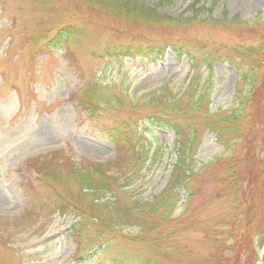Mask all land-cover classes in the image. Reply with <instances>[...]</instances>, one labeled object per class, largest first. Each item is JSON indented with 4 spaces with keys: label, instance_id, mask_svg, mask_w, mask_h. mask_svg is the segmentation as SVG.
<instances>
[{
    "label": "rangeland",
    "instance_id": "374dc122",
    "mask_svg": "<svg viewBox=\"0 0 264 264\" xmlns=\"http://www.w3.org/2000/svg\"><path fill=\"white\" fill-rule=\"evenodd\" d=\"M107 1L123 3L125 0ZM144 7L160 16L161 22L148 21V11ZM134 8L137 14L143 11L138 18L108 13L98 4L85 0H0V264H66L63 261L72 249L66 238L69 226L79 222L85 209L94 207L91 193L85 191L89 179L82 177V172L68 171L63 160L70 162L72 158L66 153L54 152L67 149L79 164H108L115 156V149L109 139L100 135L99 128L118 124L122 104L117 98L121 93L127 90L133 103L147 102L149 97L158 96L166 89L167 99L171 93L182 92L193 80L192 72L188 73V64L176 60L170 52L174 51L173 47L180 48L185 44L194 53L198 51H194L195 48L203 47L206 42L218 46L239 41L225 31H210L209 26L198 23L191 24L194 29L178 25L175 23L177 18L193 21V14L203 10L199 16L207 19L211 9L207 25H213V20L224 16L226 19L232 16L252 19L264 12V0H136L133 5H126V12L132 14ZM171 18L174 22L169 21ZM67 24L78 25L66 29L75 27L79 33L83 30L84 36L72 43H61L59 48L62 49L47 47L43 37L51 36ZM112 31L117 34L112 36L114 43L148 38L159 47H173H169L163 57L153 59L142 55L118 60L92 57L101 44L106 46L105 43L96 44L93 38L102 42ZM240 39L243 42L253 40L244 30ZM135 44L139 46V42ZM14 54L24 62L35 64L38 61L41 70L33 72L27 63L12 65ZM60 58L67 66L58 76L54 60L58 66L65 65ZM251 74L259 86L264 80V64L260 72L251 71ZM209 77L203 70L197 90L206 91ZM238 78L232 65L213 64L212 85L207 89L212 94V110L229 108ZM90 82H96L99 92L104 90L103 86L116 87L107 93L112 100L111 106H102L106 114L103 123L88 122L85 112L81 113L70 100L79 92L84 94L82 89ZM253 118L257 123L255 127L252 122L245 124L252 129L251 133L259 130L264 136V125L256 114ZM95 125L97 127L92 131ZM148 131L144 134L149 140L145 144L148 152L142 156L148 155L150 159L137 174L141 178L136 180L129 173L125 182L117 176L108 185L109 191L103 192L107 198L114 195L119 199H135L140 204L154 201L153 209H145L141 219L137 217L138 228L130 233L137 235L139 232L136 244L130 245V252L139 264H257L262 248L257 237L263 239L259 234L264 224V178L259 179L258 171H255L258 179L251 175L258 158L263 156H260V148L248 150L237 146L238 154L244 152V157L241 156L237 167L239 184L231 192L220 179L224 178L227 167L215 164L203 173L196 171L199 162H210L215 153L214 136L206 131L199 148L188 154V162H192L195 169L178 178V184L173 187L178 161L173 153L176 137L168 130L150 128ZM43 154H55L52 168L60 181L54 182L50 190L56 189L68 201H65L64 216L61 217H50L48 202L44 208L43 201L40 208L39 197L32 193L34 188L41 192L42 198L45 196L44 186L31 182L34 172L28 170L27 161ZM217 155L227 157L228 153L221 149ZM126 156L119 159L123 161ZM130 162L109 165L126 167ZM29 173L33 177L24 182L23 178ZM47 195H50L49 191ZM247 198L250 200L245 202ZM156 199L159 203L162 199L167 202L158 206ZM60 207L58 205L54 210ZM231 233L240 236L234 248L223 245ZM165 247L167 254L163 253ZM71 264L78 263L73 261Z\"/></svg>",
    "mask_w": 264,
    "mask_h": 264
},
{
    "label": "trees",
    "instance_id": "16d2710c",
    "mask_svg": "<svg viewBox=\"0 0 264 264\" xmlns=\"http://www.w3.org/2000/svg\"><path fill=\"white\" fill-rule=\"evenodd\" d=\"M89 2L90 4H98L101 6L104 10L109 11L108 13L116 14V15H133V17L138 18V15H142L143 11H139V13H136V9L134 8L133 13L126 12V5L132 4L136 0H127L126 3L122 1H112L108 2L107 0H85ZM125 8V9H123ZM138 8H140L138 6ZM143 8V7H141ZM145 8V7H144ZM148 21H155L154 20V12L145 8ZM145 16V15H144ZM143 16V18H145ZM160 22V21H155ZM205 22H202L203 24ZM264 21L256 20L254 22L250 23H238V21L234 20L231 23L222 24V23H214V25L210 26L211 28H218V27H226V26H245L246 29H254L256 30V26L262 25ZM191 24H196V22L184 20L183 26H191ZM111 35H107L108 38L112 39L113 35H117L116 32L112 31ZM120 35V34H119ZM81 37L77 33H71L68 38H77ZM141 40H137L134 42V39H130L132 44L143 43V47L146 50L141 51L144 53L148 50L150 51H159V55H161L164 51V48H161L156 45V42L149 40L148 38H140ZM109 40V39H107ZM148 43V46L147 44ZM225 49V48H224ZM234 49V48H233ZM229 49L228 51L233 53L235 50ZM242 49V48H241ZM240 49V50H241ZM208 58V57H207ZM233 61H238L239 66L238 70L240 72V79L239 83L237 84L238 88L236 90L237 99L243 100L244 97L246 98V101L249 102L251 105H253L252 112L256 109L257 112L260 114V121L261 124H263L264 120V80L261 82L259 86L256 85V78L253 79V76L251 74V71H261L263 69L264 64V38L261 41V43L254 48H248L243 51L242 54H235L233 56ZM202 60H195L192 64V67L198 71V74L194 76V80L190 83V85L187 87V89L181 94L180 97L172 96L170 95L167 99H165L166 96H168L167 90H164L165 92L162 93L161 96L158 97H152L147 100L142 106L135 109L133 106L136 104L131 103V100L128 98L127 90L124 91V93L120 94V98H117V100L121 101L122 108L121 112L122 114L127 113L128 111H143L147 112V114L151 113V115H158L160 117L167 116L168 121L170 124V128L175 132L177 135L176 140V156L178 158L177 164L174 168V175L175 178H180L186 176V174L192 172L193 167L195 165H192V162H188V154L192 151H196L197 147L200 144V139L202 136V132L206 129L213 132L216 135V146L218 149H225L228 151V158L227 160H220L217 159V156L211 160L207 166L203 167L202 171L206 169L207 167L211 165H221L222 167H227L225 170L224 178L220 177L221 181L225 183L224 186H229L230 190L232 192V188L237 186L239 184L238 182V176L236 167L239 161H237L238 157L234 153L230 155L231 151L236 152L238 150L237 146H241L243 149L246 148L248 150L255 149V147L260 148V151L263 152V156L261 158H258L257 162L254 165V169L251 175V178H254L255 180L258 179L257 175H255V171L260 172L259 179L262 181L264 178V136L263 133L259 130H254V133H251L250 131L252 129H249L248 126L245 124L246 122L250 121L252 122L253 127L257 124L256 121L253 118V115L248 118V115L250 114L249 111V103L244 104L241 106L239 104V110L235 108L234 106L231 109V112L226 111H220L217 110L215 113H209L208 112V99L205 94H200L197 92V86L199 80H200V66H201ZM205 61H208L205 59ZM246 64H250L251 68H244ZM201 73V72H200ZM197 81V82H196ZM196 82V83H195ZM115 86L108 87L106 86L102 92H99L96 88V84L92 85L91 87H88L85 91H93L92 93L96 94L95 98H92V94L87 95L88 98H82L83 103L86 106H89L91 109H94V104L97 103H106L105 101H108L106 98H101L99 96H107V93L110 92L112 88ZM116 88V87H115ZM248 89V90H245ZM84 91V92H85ZM99 95V96H98ZM242 96V98H241ZM129 101V102H128ZM111 105V103H110ZM110 107V106H109ZM134 109V110H133ZM256 136V138H254ZM53 179L56 178L53 176ZM260 186L263 187V182H260ZM85 188L92 189L89 185H86ZM233 195V193H232ZM64 200L59 198L58 203H62L64 207L66 206L63 202ZM109 206V203L106 205ZM88 215H85L84 218H87ZM138 219H141L138 217ZM136 220V221H135ZM118 224L121 225H134L137 224V216L133 215L132 208L126 209L121 215H117L114 218V215L111 214V216L108 214V217H105L102 221L103 230L107 232L106 237H110L114 239L115 232L118 230ZM74 230V228H73ZM83 227L80 222L77 223L75 235L73 237L79 238L82 233ZM73 231V233H74ZM235 234V233H234ZM230 236L228 241L223 242V245L229 247H232L233 243L230 244L231 240L233 239V242H237L238 239L236 236ZM109 240V239H108ZM85 244L88 245V247H92L94 243H88L86 240H83ZM149 242V241H147ZM77 244H80V241H77ZM173 252H175V249L173 248ZM104 254H98L96 258L104 259L105 261L107 259H111L112 261H117L120 264H138V260L135 256L130 257V254L126 253H119L115 251H102ZM163 253H168L167 248L165 247L163 249ZM96 264H100V262H97Z\"/></svg>",
    "mask_w": 264,
    "mask_h": 264
}]
</instances>
